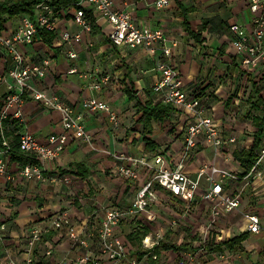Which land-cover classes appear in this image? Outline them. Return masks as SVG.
Segmentation results:
<instances>
[{
    "label": "crops",
    "instance_id": "crops-1",
    "mask_svg": "<svg viewBox=\"0 0 264 264\" xmlns=\"http://www.w3.org/2000/svg\"><path fill=\"white\" fill-rule=\"evenodd\" d=\"M156 1L114 0L115 7L131 12L138 24L164 31L169 43L177 44L172 59L181 72L186 89L205 98L210 115L224 119L222 134L239 137L236 144L222 149L199 145L187 162L186 171L197 178L200 166L208 164L244 173L245 169L236 160L234 152L249 148L254 141L256 127L252 118L256 113L251 112L248 116L251 108L248 102L255 89H259L264 97V74L249 78L241 71L240 56L230 27L239 24L248 32L253 30L251 0H170V6L163 10L154 7ZM72 14L58 17L59 29L53 32L52 45L38 36L36 42L24 51L32 63L42 64L45 59H50L47 77L41 87L83 115L93 140L88 144L73 139L67 150L52 161L43 162L30 154L43 168L45 181L21 176L19 172L23 165L13 161L9 154L8 173L0 176V218L9 229L6 242L11 256L17 254L15 249L26 246L32 226L49 225L53 216L62 211L70 213L71 221L77 227L85 224L98 227L106 208L126 210L131 206L144 182V175L138 182L123 179L117 172L121 161L108 152L130 156L162 153L173 156L182 146L185 121L173 112L168 120L152 121L150 137L159 144V149L156 153L147 150L144 126L139 120L142 104L145 106L149 101L162 103L153 90L160 79L156 57L142 48L115 46L109 38L112 26L98 15L94 14L97 30L86 32L76 24ZM20 21L21 18H17L8 22L7 33L14 32ZM187 26L200 34L202 42L189 34ZM65 30L80 33L82 42L72 46L64 43L60 34ZM71 49L78 53L76 60L68 56ZM73 67L78 69L77 73H70ZM11 68V59L0 55L2 99L9 85L15 83L10 76ZM105 79L109 80L107 84L103 83ZM99 83H103L101 89L96 88ZM90 98L109 103L118 115V123L112 122L106 112L93 114L85 110L82 103ZM15 126L18 129H14ZM4 130L11 145L19 142L24 133H31L46 143L51 134L65 131L62 113L47 108L31 96L23 106L22 117L6 120ZM261 170L262 178H257L246 190L241 207L225 215L216 225L214 234L217 242H222L248 232L245 215L252 213L261 216L262 232L251 233L243 243V251L230 253L226 250L225 259L217 257L193 264H264V166ZM202 185L207 187L205 180ZM176 214L174 211L173 215ZM210 219L211 207L195 203L184 224L198 228L209 224ZM119 232L131 240L129 222H124ZM51 235L46 237L44 249L53 247L55 255L45 264H56L74 253L85 252L82 249L73 251L65 231ZM4 252L0 245V261L8 256Z\"/></svg>",
    "mask_w": 264,
    "mask_h": 264
},
{
    "label": "built area",
    "instance_id": "built-area-1",
    "mask_svg": "<svg viewBox=\"0 0 264 264\" xmlns=\"http://www.w3.org/2000/svg\"><path fill=\"white\" fill-rule=\"evenodd\" d=\"M54 1L41 0L36 7L35 18L24 16L14 32L7 33L4 30L0 33V55L11 59L10 76L15 81L9 85L1 110L3 147L0 149V176L8 173L11 149V143L5 135L4 122L22 117L23 106L29 96L47 108L60 111L65 131L51 134L46 143L40 142L31 133H24L19 141L22 152L35 155L38 160L46 162L59 158L75 138L92 143V135L84 123L83 115L64 105L58 97L51 96L41 87L47 77L50 59H45L42 64L32 63L26 58L24 51L36 42L40 31L57 32L59 16L73 13L76 24L86 32H92V21L88 18L86 9H90L112 26L109 38L115 46L142 48L156 57V71L160 79L153 90L160 96L162 103L174 106V114L185 121V128L181 133L182 146L173 156L163 153L130 156L108 152L121 161L117 172L123 179L138 182L143 174L144 182L128 209L106 208L98 227L89 224L77 227L72 223L70 213L62 211L53 216L51 224L32 226L27 234L26 246L15 249L17 254L11 256L9 244L6 242L9 229L7 223L0 218V245L8 255L0 264H45V261H50L55 255L53 247L44 249L46 237L57 231L66 232L73 251L82 249L85 252L74 253L56 264H149L151 260L159 261V264H193L217 257L225 259V252L211 251L209 245L213 240L217 242L214 234L216 225L225 215L241 207L246 190L257 178H262L264 144L258 151L256 164L248 173L202 164L198 177L193 178L186 171V164L195 155L199 145L222 149L236 144L239 137L236 134H222L224 119L210 115L205 106V98L186 89L181 72L172 59L177 44H170L164 31L138 24L131 12L117 9L114 0H79L68 6H59ZM169 6L170 0H157L154 4L157 10ZM250 7L254 13L253 30L248 32L239 24L231 25L230 29L234 35V46L240 56L241 71L253 78L264 74V0H251ZM60 37L69 46L80 43L83 39L80 33L72 34L67 30ZM68 56L76 60L78 53L71 49ZM77 72L76 67L70 70V73ZM108 82V79L103 80L104 84ZM103 83H99L96 88L101 89ZM82 105L93 114L106 112L112 122L118 123V115L109 103L90 98L84 100ZM19 173L27 179L45 181L43 168L34 161L23 166ZM204 180L207 183L206 188L202 185ZM195 203L211 207L209 224L198 228L187 226L191 231L189 246H183L178 251L163 252L162 255L155 253L166 235L172 232V229L166 232L163 225L168 223L175 226L177 219L186 222ZM165 204L169 209H178L175 211V220L169 221L155 210L157 206ZM245 219L248 232H262L260 215L246 214ZM124 222L130 223L132 233L144 226L150 228L151 231L142 240L140 248L119 232Z\"/></svg>",
    "mask_w": 264,
    "mask_h": 264
},
{
    "label": "trees",
    "instance_id": "trees-1",
    "mask_svg": "<svg viewBox=\"0 0 264 264\" xmlns=\"http://www.w3.org/2000/svg\"><path fill=\"white\" fill-rule=\"evenodd\" d=\"M76 1L79 0H55L54 2L59 6H68ZM40 3L41 0H0V33L6 30L7 23L14 19L22 18L24 16L35 18L36 7ZM86 11L88 18L92 21L93 30H97L98 26L96 25V18L94 17V13L90 9H86ZM187 24L188 22H186V25ZM187 31L198 42H202L200 34L191 30L189 26H187ZM39 36H41L44 42L48 45H52L55 38V34L47 30L40 31ZM260 93L261 91L259 89H255L251 94L248 102V104H251L248 116L251 112L255 111L256 113V115H254L252 118V124L257 129V132L253 134L254 141L249 148H243L234 152L236 160L245 169L246 173L250 172L253 166L256 164L258 160V151L264 144V97ZM2 108L3 99L0 98V149L3 147V136L1 132ZM174 110L175 108L172 105L154 103L153 101L147 102L145 106L143 104L141 105L142 116L139 122L144 126V139L147 144V150L149 152L156 153L159 149V144L150 137L152 133V121L162 122L168 120ZM14 129H18L17 126H15ZM10 154L13 161H18L23 166H25L30 161L36 162L34 156L21 151L18 141L16 142V144L11 145ZM185 229L186 231H188L189 239H191L190 229H188L187 227ZM150 231V228L147 226L139 228L137 231H134L131 234L130 239L134 243V245L140 248L142 245V240L150 233ZM250 234V232H244L239 236L222 242H216L215 240H213L210 243L209 247L211 251H217L219 253H222L226 250L230 253H238L244 250L243 243L249 239ZM171 235L172 232H169L166 235V238L162 241L161 246L156 248L155 253H157L158 255H162L163 252L178 251L183 246L190 245V242H187L183 245H178L177 243L172 241ZM159 263V261L151 260L149 264Z\"/></svg>",
    "mask_w": 264,
    "mask_h": 264
},
{
    "label": "rangeland",
    "instance_id": "rangeland-1",
    "mask_svg": "<svg viewBox=\"0 0 264 264\" xmlns=\"http://www.w3.org/2000/svg\"><path fill=\"white\" fill-rule=\"evenodd\" d=\"M172 210L169 209L168 205L165 204L157 206L155 208L156 211H158L160 214H162L165 218H167V220L169 221H173L176 218H174L175 216L173 215L174 211L178 210L176 208H172ZM177 221V224L175 226H171L168 223L164 224V230L167 232L168 230L172 229V235H171V239L173 242L177 243L178 245H182L184 243L189 242V237H188V231H186V225H184L185 222L181 221V219H177L175 220ZM157 226V225H156ZM165 260H163L164 262Z\"/></svg>",
    "mask_w": 264,
    "mask_h": 264
}]
</instances>
